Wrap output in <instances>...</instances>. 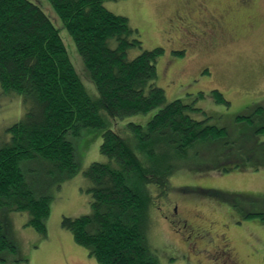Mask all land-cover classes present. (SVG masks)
<instances>
[{"label":"trees","instance_id":"trees-1","mask_svg":"<svg viewBox=\"0 0 264 264\" xmlns=\"http://www.w3.org/2000/svg\"><path fill=\"white\" fill-rule=\"evenodd\" d=\"M46 1L60 20L59 27L36 2L0 0V89L21 95L25 106L22 117L8 128V141L0 147V213H27V225L43 235L50 196L29 186L22 165L44 163L58 179L74 175L78 166L71 138L85 129H103L100 110L116 118L158 108L145 129L129 124L138 149L154 161L162 142L175 156L185 154L196 141L226 134L223 127L209 123L201 109L179 99L165 101L164 90L156 82V60L163 49H142L138 30L126 17L106 9L104 3L109 0ZM60 29L72 38L97 97L86 91ZM135 49L140 52L130 57ZM210 94L216 103L230 104L218 90ZM202 96L199 92L198 98ZM190 112H200L204 118L194 119ZM259 130L264 134V126ZM99 151L107 161L93 162L83 172L91 211L63 217L61 227L98 264H158L142 216L155 198L150 185L156 197L170 190L172 167L146 163L109 128L101 133ZM4 220L0 218V264L5 262V252L16 251Z\"/></svg>","mask_w":264,"mask_h":264},{"label":"rangeland","instance_id":"rangeland-1","mask_svg":"<svg viewBox=\"0 0 264 264\" xmlns=\"http://www.w3.org/2000/svg\"><path fill=\"white\" fill-rule=\"evenodd\" d=\"M31 1L41 5L56 27L61 25L46 0ZM257 1V26L251 32L239 26L235 41L207 52L201 45H196L195 49L188 46L190 49L185 50V43L189 42L168 27L174 10L186 6L188 0H109L104 3L107 10L126 17L138 30L142 49H163L156 60V82L164 90L165 101L179 99L191 104L209 117V123L226 131L221 138L194 142L183 155L172 156L173 149H167V144L162 142L154 161L138 149L129 124L145 129L158 108L116 118L99 111L104 128L123 137L139 158L153 165L156 162L160 168L172 167L170 190L166 196L156 197V190L150 185L155 198L142 216L148 243L156 253L158 264H231L229 260L222 263L220 258L214 257L221 233L241 264H264V134L259 130L264 126V0ZM214 2L211 8L221 5ZM189 19L193 23L194 15L190 14ZM179 22L180 19L171 22V27ZM228 22L232 26L244 24L243 13L238 16L231 13ZM59 33L86 91L91 97H97L96 87L88 77L72 38L64 29ZM139 52V49L131 50L129 55L134 57ZM211 90H218L230 104L216 103ZM199 92L203 93L201 98H198ZM24 111L21 95L0 89V147L9 139L8 128ZM190 115L198 120L204 118L200 112H190ZM249 115L251 119H240ZM103 129H85L79 137L71 138L78 167L69 178L58 179L41 162L23 163L22 171L29 186L50 196L46 233L40 234L27 225L25 212L0 213V218H5V231L16 245L15 252L3 254V264H98L84 247L73 241L69 231L61 227V220L91 211L89 183L83 172L93 162L107 161L99 151ZM205 189L219 194L200 191ZM172 206H177L179 217L187 219L190 230L179 227L178 215L169 213ZM199 228L208 229L211 232L208 236L214 241L198 234L195 229Z\"/></svg>","mask_w":264,"mask_h":264},{"label":"flooded vegetation","instance_id":"flooded-vegetation-1","mask_svg":"<svg viewBox=\"0 0 264 264\" xmlns=\"http://www.w3.org/2000/svg\"><path fill=\"white\" fill-rule=\"evenodd\" d=\"M188 0L186 6L180 7L174 10L169 21L174 23L175 20L180 19L181 22L178 24L175 23V26L171 27V22L169 24V29L174 33H181L185 37V40L189 44L185 43L184 46L188 50L190 48H196V45H201L202 49L206 52L213 50L218 45H221L225 42L235 41L236 30L239 26H243V29L247 32H251L257 26V14H258V1L257 0ZM217 3L214 8H211ZM211 5V6H210ZM243 13L244 24L233 26L228 22V17L231 16V13ZM190 14L194 15L195 21L191 23ZM230 25L232 27H230ZM183 39V38H181ZM179 39V40H181ZM190 48H189V47ZM184 50H182L183 52ZM250 116V115H249ZM172 211L174 213H172ZM171 215H178L177 206H172L169 210ZM180 228H183L187 231L191 229L190 224L187 219L181 218L178 215L177 218ZM190 227V229H189ZM198 234L206 236L208 240L212 242L214 239L208 236L211 232L206 228L195 229ZM190 233V232H189ZM219 239V240H218ZM219 244L215 246L214 257L220 258V261L223 263V260H229L231 264H241L237 258L234 256V252L229 248L225 235L221 233L219 238H217Z\"/></svg>","mask_w":264,"mask_h":264}]
</instances>
